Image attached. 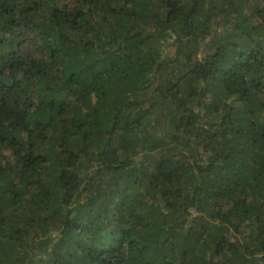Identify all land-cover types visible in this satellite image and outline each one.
Segmentation results:
<instances>
[{
    "label": "trees",
    "instance_id": "16d2710c",
    "mask_svg": "<svg viewBox=\"0 0 264 264\" xmlns=\"http://www.w3.org/2000/svg\"><path fill=\"white\" fill-rule=\"evenodd\" d=\"M0 264H264V0H0Z\"/></svg>",
    "mask_w": 264,
    "mask_h": 264
},
{
    "label": "rangeland",
    "instance_id": "374dc122",
    "mask_svg": "<svg viewBox=\"0 0 264 264\" xmlns=\"http://www.w3.org/2000/svg\"><path fill=\"white\" fill-rule=\"evenodd\" d=\"M207 41H209V39H207ZM206 42V41H205Z\"/></svg>",
    "mask_w": 264,
    "mask_h": 264
}]
</instances>
